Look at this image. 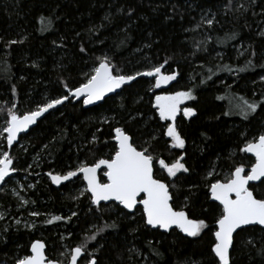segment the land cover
<instances>
[{"label":"trees","instance_id":"16d2710c","mask_svg":"<svg viewBox=\"0 0 264 264\" xmlns=\"http://www.w3.org/2000/svg\"><path fill=\"white\" fill-rule=\"evenodd\" d=\"M104 57L113 74L135 79L98 103L69 97L7 145L9 110L22 115L68 95ZM159 66L176 74L165 87L136 76ZM189 90L195 99L185 104L195 114L176 117L185 146L173 148L154 99ZM116 127L154 157L171 205L205 220L200 235L151 229L140 206L129 213L114 202L94 205L80 177L50 183L47 173L110 158ZM263 133L264 0H0V155L7 151L14 169L0 189V264L28 255L36 239L62 263L83 246L81 261L94 256L97 264H219L211 246L222 209L209 187L237 166L246 172L254 159L241 149ZM181 156L189 171L168 177L158 161ZM250 188L264 199V179ZM262 229L234 235L229 264H264Z\"/></svg>","mask_w":264,"mask_h":264},{"label":"snow or ice","instance_id":"6c2138e0","mask_svg":"<svg viewBox=\"0 0 264 264\" xmlns=\"http://www.w3.org/2000/svg\"><path fill=\"white\" fill-rule=\"evenodd\" d=\"M206 22L209 25L213 23L212 20ZM83 50L82 48L81 51ZM161 67H155L144 73L138 72L136 76L154 75L156 77L154 87H159L162 83L175 79V73L161 75ZM134 79L135 76L132 75L113 74V66L107 62V58H101L98 66L87 76L86 82L74 89H68V95L50 99L42 106H38L37 110L23 115H17L16 112L9 110L7 126L3 128V133L7 134V144L12 145L18 132L27 129L42 114L68 100L69 96L82 97L83 103L88 105L93 101L101 100L106 93L113 92L121 85ZM155 99V107L160 120L174 122L177 112L180 110L179 105L184 100L195 99V97L189 90L156 96ZM243 103L247 110L256 111V103L247 101ZM183 114L185 117H190L195 114V111L193 108H184ZM225 114L227 115V113ZM243 114L245 117L247 116L246 111ZM113 131L115 145L114 154L110 158L100 159L90 166L81 164L75 171H69L66 175H52V182L58 184L76 176L77 172L82 173L83 179L87 183L86 191L91 193L92 204L114 200L129 211L139 204L143 206V217L147 226L165 231L174 226L189 237L200 235L201 231L208 227L205 220L190 218L184 209L176 210L170 204L169 187L162 180L155 178L154 157L149 154L148 149L138 150L124 129L116 127ZM163 134L171 139V147L184 148L185 140L177 131L175 123H169ZM241 151L251 153L255 157V163L251 165L250 171L245 175L243 174L245 169L242 166H237L225 182L216 180L209 187L212 200L218 201L222 206L221 214L215 220L216 230L213 233L215 241L211 246V252L219 259V264H229V249L233 244V234L237 229L246 225L264 226V199H257L249 186L250 181H259L264 177V134L254 141L247 142ZM182 160L183 156L170 164L165 163L163 159H160L158 163L166 171L168 177H176L177 173L189 171ZM12 163L7 151L0 155V181H3L10 171H14L10 168ZM102 165L107 169L104 172L107 182L104 183L97 179V170ZM141 194L142 199L139 198ZM32 215H36V213H32ZM59 219L61 218L58 216L52 218V220ZM51 222V220L48 221V223ZM94 238V235L90 237V239ZM82 248L83 246H80L71 250L70 264H77V258L81 255ZM43 250L44 244L34 241L31 244V255L18 259L16 264H46ZM47 264H54V262L48 260ZM88 264H97V262L93 259L89 260Z\"/></svg>","mask_w":264,"mask_h":264},{"label":"water","instance_id":"95a60500","mask_svg":"<svg viewBox=\"0 0 264 264\" xmlns=\"http://www.w3.org/2000/svg\"><path fill=\"white\" fill-rule=\"evenodd\" d=\"M79 87V86H78ZM120 89V88H119ZM119 89H116V90H114L113 92H110V93H106L105 94V96L102 98V99H104V98H106V97H108V96H111V95H114L115 93H117L118 91H119ZM70 98H73V99H75V100H82L83 101V98L82 97H75V96H69ZM101 99V100H102ZM101 100H98V101H93V103H98L99 101H101ZM56 107V106H55ZM37 110V109H36ZM51 109H49L47 112H45L44 114H42V116L41 117H39L38 119H37V121H39L46 113H48L49 111H50ZM27 113V112H26ZM25 114V113H24ZM23 115V114H22ZM37 121L34 123V124H32V125H29V127L27 128V129H25V130H23V131H21V132H18L17 133V135H16V138L14 139V141H13V143H12V145H8L9 147H11V146H13L15 143H17L18 142V140H19V138L23 135V134H25V133H27L28 131H29V129L30 128H32L33 126H35L36 125V123H37ZM6 134V133H5ZM126 134H128V133H126ZM264 134V133H263ZM113 135H115V133H114V131H113ZM129 135V134H128ZM130 136V135H129ZM260 136V135H259ZM258 136V137H259ZM257 137V138H258ZM256 138V139H257ZM6 139H7V134H6ZM114 140V139H113ZM114 142H115V140H114ZM132 142V141H131ZM134 145V144H133ZM245 147V146H244ZM243 147V148H244ZM138 149V148H137ZM138 150H140V149H138ZM247 155H249V156H251L253 159H254V162L253 163H255V157H254V155L253 154H251V153H248V152H245ZM102 159H104V158H102ZM100 160V159H99ZM252 163V164H253ZM94 164V163H93ZM90 165H92V164H89V166ZM10 168L12 169V165L10 166ZM250 169H251V166L248 168V170L246 171V172H244L243 174H247V172L248 171H250ZM76 170V169H75ZM75 170H72V171H75ZM107 169L102 165L98 170H97V179L100 181V182H102L101 180H100V175L105 179L102 183H104V182H107V178L104 176V172L106 171ZM234 171V170H233ZM10 174H11V171L9 172V175L8 176H6L5 177V179L3 180V181H0V189H1V187H2V185H4V183H5V181H6V179L10 176ZM67 174V172L66 173H64V174H58V173H47V176H48V178H49V180H50V183L53 185V186H55V187H60L61 185H63V184H65V183H68V182H70V181H72V180H74L75 178H77V177H80L81 178V180L83 181V183H84V186H85V191H86V188H87V183H86V181H84V179H83V174L82 173H79V172H77V175L76 176H74V177H71L69 180H64V181H61L60 183H53L52 182V179H51V176L52 175H66ZM262 179H264V177H262L261 178V180ZM261 180H259V181H250L249 182V186L250 185H252V184H257V183H259ZM162 182H164L163 180H162ZM221 182H225V181H221ZM164 183H166V182H164ZM250 190H251V188H250ZM252 191V190H251ZM87 192V191H86ZM88 193V195L90 196V199H91V193H89V192H87ZM169 193H170V191H169ZM170 196H171V193H170ZM255 196V195H254ZM256 197V196H255ZM139 198H143V196H142V194H141V197H139ZM234 198V197H233ZM257 198V197H256ZM209 199L211 200V201H213V202H216V203H218L219 204V202L218 201H214V200H212V198H211V194H210V192H209ZM257 199H260V198H257ZM109 202H114V203H117L120 207H122L123 208V206L122 205H120L117 201H114V200H109V201H100L98 204H94V205H99V204H101V203H109ZM170 204H171V200H170ZM137 206H140L141 207V209H142V212H143V206L142 205H137ZM136 206V207H137ZM135 207V208H136ZM134 208V209H135ZM124 209V208H123ZM134 209L132 210V211H129V210H127V209H125L127 212H129V213H132L133 211H134ZM221 209H222V206H221ZM176 210H179V209H176ZM249 226H258V227H261V228H264V226H260V225H246V226H241V228L240 229H237L235 232H234V234H233V238H234V235L239 231V230H241V229H243V228H245V227H249ZM151 229H158L159 231H161V232H168V231H170V230H172V229H178V228H175L174 226L172 227V228H170L169 230H167V231H165V230H163V229H159V228H152L151 226H149ZM179 230V229H178ZM216 230V229H215ZM180 231V230H179ZM215 232V231H214ZM182 233V232H181ZM183 235H185V236H187L185 233H182ZM189 237V236H188ZM213 238H214V241H215V237H214V235H213ZM34 241H40L41 243H43L44 244V255H45V261H46V264H47V261L48 260H51V261H53L54 262V264H70V260H71V254H70V257H69V259H68V261L66 262V263H61V262H59V261H57V260H53V259H50L47 255H46V253H45V249H46V246H45V243H44V241L43 240H40V239H36V240H34ZM33 241V242H34ZM32 242V243H33ZM31 243V244H32ZM74 248H76V247H74ZM231 248H232V245L230 246V249H229V255H230V251H231ZM28 255H31V245H30V248H29V254ZM213 255L215 256V254L213 253ZM82 256H83V251L81 252V255L77 258V264H81L80 263V261H81V258H82ZM96 260L94 257H92L90 260ZM216 259L218 260V262H219V259L216 257ZM14 264H16V263H14ZM84 264H88V261L86 262V263H84Z\"/></svg>","mask_w":264,"mask_h":264},{"label":"rangeland","instance_id":"374dc122","mask_svg":"<svg viewBox=\"0 0 264 264\" xmlns=\"http://www.w3.org/2000/svg\"><path fill=\"white\" fill-rule=\"evenodd\" d=\"M160 67V66H159ZM161 75H171V74H164V73H162V70H161ZM154 76V75H153ZM176 76V75H175ZM154 79H155V82H156V77L154 76ZM172 80H170V81H168L167 83H162L159 87H156V88H161V87H165V86H167L170 82H171ZM154 85H155V83H154ZM171 94H174V93H158L156 96H164V95H171ZM156 96H155V98H156ZM185 102H186V100H184L180 105H179V108H180V110L177 112V115H176V117L178 116V115H180V114H183V109L184 108H189V107H187L186 106V104H185ZM155 103H156V99H154V106H155ZM156 111H157V109H156ZM157 113H158V111H157ZM184 115V114H183ZM158 116H159V113H158ZM176 120V119H175ZM162 121V120H161ZM163 122H165V130H166V128H167V126H168V124L169 123H175V121L173 122V121H163ZM176 126V125H175ZM168 139H169V141H170V143H171V139L169 138V137H167ZM3 154V153H2ZM13 174V173H12ZM13 180H14V178H13ZM105 179L104 178H102L101 179V181L103 182ZM5 184V183H4ZM14 192V191H13ZM87 262V259L86 260H84V261H82L81 262V264H84V263H86Z\"/></svg>","mask_w":264,"mask_h":264},{"label":"flooded vegetation","instance_id":"af4514ba","mask_svg":"<svg viewBox=\"0 0 264 264\" xmlns=\"http://www.w3.org/2000/svg\"><path fill=\"white\" fill-rule=\"evenodd\" d=\"M70 254H71V252H70ZM69 257H70V255H69ZM93 257H94V256H93ZM91 258H92V257L87 258V261H89ZM94 258H95V257H94ZM68 259H69V258H68ZM81 259H82V258H81ZM67 261H68V260H67ZM67 261H66V262H67ZM66 262H65V263H66ZM81 262H82V261H80V263H81ZM61 263H62V262H61Z\"/></svg>","mask_w":264,"mask_h":264}]
</instances>
